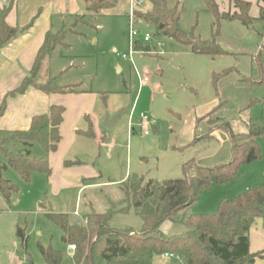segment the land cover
Segmentation results:
<instances>
[{"label": "rangeland", "instance_id": "1", "mask_svg": "<svg viewBox=\"0 0 264 264\" xmlns=\"http://www.w3.org/2000/svg\"><path fill=\"white\" fill-rule=\"evenodd\" d=\"M244 1L251 4V24L220 21L217 25L205 0H166L169 8H177L184 33L193 31L202 41L215 39L223 51L216 56L193 53L146 23L133 25L142 45L130 55L129 15L143 0H116L113 9L87 15L84 21L78 16L76 34L69 30L75 17L64 16L66 46L54 48L39 81L53 78L58 86H75L85 96L84 112L78 116L76 101L64 106L61 141L54 164H50L52 178L33 173L24 182L0 154L1 177L17 187L8 198L0 191V264H45L40 246L59 252L61 264H72L61 229L46 217L50 213L67 215L72 224L82 222L88 214L109 215L108 226L115 230H140L142 221L126 198L123 183L137 177L143 183L164 184L181 179L182 167L188 162L203 167L225 163L230 145L221 127L227 124L234 133L242 134L250 124L264 126V21L258 17L262 4ZM214 2L220 13L238 12L229 0ZM145 5L142 14L149 9ZM82 14L84 10L78 15ZM145 35L150 37L146 43ZM143 79L148 80L144 88L139 84ZM140 115L147 120L138 124ZM85 116L92 122L93 139L77 134L88 131ZM116 116L112 128L106 129L103 122ZM258 131L264 133V129ZM214 132H218L216 139ZM32 147L30 158L49 159L39 145ZM258 148V160L242 166L232 181L203 191L192 206L162 225L163 233H183L187 216L212 214L223 199L264 184V135ZM65 161L81 164L67 169ZM18 227L25 230V246L16 235ZM153 264L186 261L160 256Z\"/></svg>", "mask_w": 264, "mask_h": 264}, {"label": "trees", "instance_id": "2", "mask_svg": "<svg viewBox=\"0 0 264 264\" xmlns=\"http://www.w3.org/2000/svg\"><path fill=\"white\" fill-rule=\"evenodd\" d=\"M237 13L233 15L220 13L214 0H205L206 8L214 16L218 25L220 21H239L251 24L253 18L249 11L251 4L244 0H229ZM259 19L264 21V0H258ZM149 6L145 13H138L142 23L151 24L158 34L188 46L193 53L216 56L223 53L215 39L202 41L193 31L184 33L178 24L177 8H169L166 0H143ZM86 14L84 17L98 15L103 10L113 9L116 0H84ZM5 12H0V47L16 36V29L5 23ZM65 32L46 36L33 62L30 75L23 81L18 92H24L29 86L46 94H75V86L61 87L54 79L48 78L39 83L42 64L57 45L65 47ZM217 31L213 34L215 37ZM142 43L137 42L135 50L139 51ZM230 71H225L224 74ZM5 109L0 107V117ZM65 108L53 105L46 114L34 116L25 131H0V154L9 167L14 169L21 180L29 182L33 173L51 175L47 160L30 158V149L34 144L46 154L57 151L61 141L60 126L63 123ZM226 133L230 144V158L227 162L202 167L188 162L183 165L184 176L169 180L164 184L143 183L142 179L133 177L122 184V190L134 212L140 217V230H115L108 226L109 215L88 214L80 225L69 223L67 215L46 214L51 223L62 231L63 243L73 245L72 264H153L155 259L170 254L182 257L186 264H254L256 259L264 258V249L256 253L249 251V231L256 219L264 225V184L250 188L233 199H223L212 214L189 215L183 220L185 231L168 236L161 230L162 225L172 221L180 211L192 206L199 195L212 185L232 181L239 169L260 158L258 140L263 139L264 126L248 125L245 133H234L227 124L220 128ZM133 132V131H132ZM93 138V134L86 135ZM198 138L195 139V141ZM18 146L20 150L11 151L7 146ZM24 154V155H23ZM64 165L68 167L65 162ZM3 167H0V171ZM168 189H171L169 192ZM0 191L8 198L17 192V187L0 175ZM121 211H125L122 209ZM17 237L25 246V230L18 227ZM45 264H61L62 256L51 248L39 247Z\"/></svg>", "mask_w": 264, "mask_h": 264}, {"label": "crops", "instance_id": "3", "mask_svg": "<svg viewBox=\"0 0 264 264\" xmlns=\"http://www.w3.org/2000/svg\"><path fill=\"white\" fill-rule=\"evenodd\" d=\"M81 10L85 11L84 0H0V12L6 13V25L16 29V36L0 47V107L3 103L5 105L3 115L0 117V131L5 133L25 131L29 128L34 116L46 114L53 105L72 106L70 104L76 101L79 104L76 109L78 116L84 112L85 96L78 90L75 94L68 95L46 94L33 86H29L24 92H18L23 81L30 75L33 62L46 36L60 31L65 32L63 23L64 16L67 14L75 17L73 24L69 28L71 32L75 33L73 31L74 27L79 22L76 21V18L86 14L85 11V14L78 15ZM140 23L142 22L139 21L138 24ZM44 63L45 60L41 70L44 67ZM118 71H120V68H118ZM38 82L43 83L39 79ZM65 116L66 112L63 115V120ZM85 119L88 122V131H78L77 134L88 138L86 135L92 133L94 135L93 138H95L96 134L90 118L85 116ZM201 122L206 123L205 120ZM62 125L63 123L60 126V130ZM154 130L157 131L155 127ZM218 132H214L215 139ZM193 138L196 139V132H194ZM102 139L103 137H100V141ZM47 155H50L49 159L43 160H47L50 166L51 163L54 164V153ZM228 157L230 158V153ZM65 162L67 164L68 162H74L68 167L64 165L67 169L81 164L78 161ZM195 165L202 166L199 163ZM51 175L49 176L50 178H52ZM263 249L264 225L260 219H256L249 231V251L250 253H256ZM69 254L71 255L70 251ZM254 264H264V258L256 259Z\"/></svg>", "mask_w": 264, "mask_h": 264}, {"label": "built area", "instance_id": "4", "mask_svg": "<svg viewBox=\"0 0 264 264\" xmlns=\"http://www.w3.org/2000/svg\"><path fill=\"white\" fill-rule=\"evenodd\" d=\"M145 9H146V5H145L144 2H137L136 3V9L131 8V11H130V15H129V19H130L129 20L130 21L129 42H130V49H131L130 50V55L135 53V46H136L137 42H139V40H138V36H139L138 32L134 30L133 25L138 24V22L140 21V19L137 16V13H141ZM149 39H150L149 35H145L143 37V42L146 43V42L149 41ZM147 83H148L147 79H143V80H141L139 82L140 87L145 86V84H147ZM146 120H147L146 116L140 115L139 120H138V124H141L142 121H146ZM144 135H147V132H144ZM74 215L75 216H79V214L77 212H74ZM68 249H69V251L71 253H73L74 250H75V247L73 245H69ZM162 257L164 259H169V258L172 257V255L164 254V255H162Z\"/></svg>", "mask_w": 264, "mask_h": 264}, {"label": "water", "instance_id": "5", "mask_svg": "<svg viewBox=\"0 0 264 264\" xmlns=\"http://www.w3.org/2000/svg\"><path fill=\"white\" fill-rule=\"evenodd\" d=\"M118 116H116L114 119H111V120H105L103 122V126L106 128V129H111L113 124L116 122ZM24 155V154H23ZM168 191L170 192L171 189H168ZM76 225H80V222L76 223Z\"/></svg>", "mask_w": 264, "mask_h": 264}]
</instances>
